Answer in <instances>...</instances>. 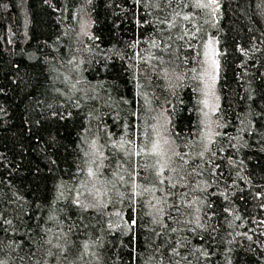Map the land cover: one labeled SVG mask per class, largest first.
Returning a JSON list of instances; mask_svg holds the SVG:
<instances>
[{
    "label": "trees",
    "instance_id": "trees-1",
    "mask_svg": "<svg viewBox=\"0 0 264 264\" xmlns=\"http://www.w3.org/2000/svg\"><path fill=\"white\" fill-rule=\"evenodd\" d=\"M0 264H264V0H0Z\"/></svg>",
    "mask_w": 264,
    "mask_h": 264
},
{
    "label": "rangeland",
    "instance_id": "rangeland-1",
    "mask_svg": "<svg viewBox=\"0 0 264 264\" xmlns=\"http://www.w3.org/2000/svg\"><path fill=\"white\" fill-rule=\"evenodd\" d=\"M200 70L203 91L204 129L210 137L216 130L217 123L214 113L219 104L217 89L218 49L216 39L213 36H208L205 40Z\"/></svg>",
    "mask_w": 264,
    "mask_h": 264
},
{
    "label": "snow or ice",
    "instance_id": "snow-or-ice-1",
    "mask_svg": "<svg viewBox=\"0 0 264 264\" xmlns=\"http://www.w3.org/2000/svg\"><path fill=\"white\" fill-rule=\"evenodd\" d=\"M157 149H158V145L154 144L152 150L155 152L157 151ZM132 223L135 224V221L133 220Z\"/></svg>",
    "mask_w": 264,
    "mask_h": 264
}]
</instances>
